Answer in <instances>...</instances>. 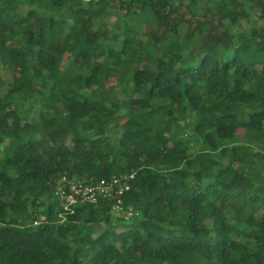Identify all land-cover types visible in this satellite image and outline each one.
<instances>
[{
    "label": "trees",
    "instance_id": "obj_1",
    "mask_svg": "<svg viewBox=\"0 0 264 264\" xmlns=\"http://www.w3.org/2000/svg\"><path fill=\"white\" fill-rule=\"evenodd\" d=\"M178 2L0 0V264H264V0ZM132 173L139 216L60 221L61 176Z\"/></svg>",
    "mask_w": 264,
    "mask_h": 264
},
{
    "label": "built area",
    "instance_id": "obj_2",
    "mask_svg": "<svg viewBox=\"0 0 264 264\" xmlns=\"http://www.w3.org/2000/svg\"><path fill=\"white\" fill-rule=\"evenodd\" d=\"M134 176L135 173L113 175L97 182L81 181L67 175L61 176L53 193V199L60 208V221H66L68 215L74 213L79 205L98 204L100 201L111 202L110 212L124 219L129 220L139 216L133 205H127L125 201Z\"/></svg>",
    "mask_w": 264,
    "mask_h": 264
},
{
    "label": "rangeland",
    "instance_id": "obj_3",
    "mask_svg": "<svg viewBox=\"0 0 264 264\" xmlns=\"http://www.w3.org/2000/svg\"><path fill=\"white\" fill-rule=\"evenodd\" d=\"M247 4H250V2L248 1ZM177 6H178L177 16L183 17L184 19H187V21H188L187 30L189 33L195 31L198 27H203L204 26L203 22H205V27L203 29V31H204L203 35L205 37H207V35H209V33H212V31L219 32L223 29L222 25L220 24L218 15L217 14L213 15V13H211V11L207 9V7L201 6L199 4L193 6L191 3V0H179ZM194 11H196V15L193 13ZM254 14H255V16L258 15L256 10H254ZM128 15L129 14L125 10L113 8V13L109 19L111 22H114L117 20V18L128 17ZM144 29L148 30L149 28H148V26H146ZM138 35L140 37H142L143 39H146V37H147L145 34H138ZM3 74L5 76L10 77V78L12 76L11 72H8L7 70H3ZM242 131L243 130H240V132H242ZM241 134H244V133H240L239 136H244ZM112 137L116 138V131H114L112 133ZM185 144H186V147L188 149L197 148V146H198V144L192 139H190V140L187 139ZM124 222L128 223L129 220H127V221L122 220V223H124Z\"/></svg>",
    "mask_w": 264,
    "mask_h": 264
}]
</instances>
